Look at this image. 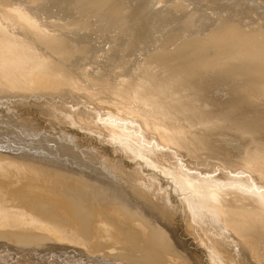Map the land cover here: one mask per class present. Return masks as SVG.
I'll list each match as a JSON object with an SVG mask.
<instances>
[{
    "label": "bare ground",
    "instance_id": "obj_1",
    "mask_svg": "<svg viewBox=\"0 0 264 264\" xmlns=\"http://www.w3.org/2000/svg\"><path fill=\"white\" fill-rule=\"evenodd\" d=\"M74 2L79 8L61 9L65 13L56 18L42 13L39 0H0V150L9 151L5 143L12 135L57 147L64 157L84 147L115 183L121 175L103 154L116 152L127 164L111 159L113 167L132 166L129 190L143 203L113 183H96L100 194L118 197L116 208L86 209L76 192L79 185L80 192L95 185L80 170L89 166L86 157L77 158L76 171L73 163L34 165L0 153V240L23 250L59 245L55 250L74 249L86 259L99 253L116 264H189L163 229L174 225L204 264H264V109L246 105L260 93L263 99L256 101L264 104V41L233 28L213 29L204 40L187 32L129 66L122 62L126 45L120 39L119 49H104L115 41L110 31L111 37H99L105 71L92 75L73 66L68 72L67 63L87 48L83 42L98 36L95 22L115 30L128 18L124 0ZM181 52L186 58L172 56ZM215 76L239 82L231 89L243 91L244 100H207L206 82ZM29 98L34 102L25 104ZM64 98L71 104L64 106ZM222 142L234 143V150ZM141 222L148 230L136 228ZM236 247L246 257L232 255Z\"/></svg>",
    "mask_w": 264,
    "mask_h": 264
},
{
    "label": "rangeland",
    "instance_id": "obj_2",
    "mask_svg": "<svg viewBox=\"0 0 264 264\" xmlns=\"http://www.w3.org/2000/svg\"><path fill=\"white\" fill-rule=\"evenodd\" d=\"M57 1L50 0V2H49V0H47V1L45 0V2H44V0L43 1L39 0V3L41 4V9L43 8L42 9V13L44 12V14H47L49 12L48 14L54 15V16H56V18H58V17L61 18L63 16L62 13L64 14L65 12H72V10L74 11V8L77 7V6H75L74 0H57ZM71 1H73V2H71ZM130 1L131 0H124V2L128 5V8H127V12H128L127 13V17L128 18H126L124 20L123 24H121V26H119L117 29H115V30L113 29L112 30V27H108L107 26L110 29L108 31V28H106V26H105V28L103 26H101V25H103V23L100 20H99V22L98 21L95 22V24L99 25L98 27H97V25H95L93 27V29L96 31V34L98 33L97 34L98 36H95V35L93 36V37H95L96 40L93 37H92L93 39H89L90 41L85 39L86 41H84L85 43L83 42V45L87 46V48L85 49L86 52H85V50L82 51L80 54H78L77 59L74 58L73 62L70 61L71 63L70 62L67 63V65L65 66L66 68L69 67V65H71L67 69L68 72H70V70L73 69V66L74 67L81 66L82 70H88L89 72H91L92 75H94V74L95 75H99V72L102 73L103 71H105V68H106L105 66L107 64H106V62L103 63V61L101 60L102 56H101V53H100V50H99V49H102V47H104V46L99 45V44H101V41H100L99 37H101V39H106L108 36L111 37L113 34L111 35L110 31H115L114 36H113V39L115 41L112 42V43L105 44L104 49L105 50H109L110 47L114 48V47L119 46L117 44L118 43L117 40L120 39L121 43H122L121 45H124V44L126 45L125 49L123 48L124 52H122L123 53V57L121 59H122V62L124 64L129 65V66L134 65V63L137 62L138 58H142L144 56L147 57L148 54H149V51L151 50V48H152V50H151L150 53L158 50V48L161 45V43L164 44L168 39L173 38V37L184 36L183 33L186 35L187 32H191L193 34L195 33L193 35V37H191V38H198V39L204 40L207 37V35L209 34V32L211 30H213V29H216V28H218V29L233 28L235 30L238 29V31L243 32V33L244 32L252 33V34H245V35H253L252 37L257 42H263L264 41V0H148V1L147 0H132L131 2ZM50 3H52V4H50ZM129 4H131V5L129 6ZM134 5H135L136 8L134 7ZM160 5H162L163 7L160 6ZM49 7H51L52 9L54 8V10L52 11V9L49 8ZM57 7H58V9H56ZM146 7H148V8H146ZM154 7H156V8H154ZM77 8H79V7H77ZM45 9H46V11H45ZM61 9L64 10L65 12L62 11ZM150 9H151V11H150ZM47 10H48V12H47ZM55 10H56V14H58V15L54 14ZM165 11H166L167 15H166ZM58 12L60 13V15H59ZM156 13H157V15H156ZM160 13H162V14H160ZM74 15L76 16V14H74ZM154 15H156V16L154 17ZM72 18L75 19V17H72ZM100 22H101V24H100ZM97 29H98V31H97ZM105 32L107 34H105ZM102 37H104V38H102ZM128 38H129V40H128ZM133 38H134V40H133ZM186 39H189V38L185 36V37L179 38L178 40L183 41V40H186ZM131 43H133V44H131ZM90 45H91V47H90ZM78 46L75 47L73 45L72 47L77 48ZM172 46L168 47V49L170 48L169 50L171 52L174 51L173 49H174V47L176 45H172ZM91 48H93V49H91ZM117 48L119 49L120 47H117ZM123 49H122V51H123ZM89 50H91V51H89ZM111 54L114 55V54H116V52H113V53L111 52ZM184 54L185 53L181 52V53H178V54H174L172 56L176 55L178 57L182 56L181 58H186ZM74 62H76V64H74ZM135 66H137V65H135ZM91 67H92L93 70L91 69ZM233 74L235 75V73H233ZM229 78L231 79L230 76H229ZM229 78L227 76H224V77L215 76V78L213 80H210V81L206 82L207 84H209L208 88L205 89L206 90L205 91L206 92L205 96L207 95L206 99L208 98L207 100H209L210 98L212 99V97L215 98V96H216V97L220 98L222 103L224 101L228 100L229 98H232V99L235 98V100H237V101L244 100L245 93L243 91H237L236 89H231L232 85L238 84L239 82H236V81L235 82H231V81H229L230 80ZM224 83H226V84H224ZM203 86L205 88L204 83H203ZM225 94H228V96L225 95ZM262 95L263 94L260 93V97H257V96H255V97L258 100H261V99H263ZM210 96H212V97H210ZM257 99H252V103L249 101V104H251V105L246 104L247 107H260V108L264 109V104H261V103H263V101L257 103V101H256ZM28 100L29 101L25 102V104H32L31 102H34V100H32L30 98ZM54 100H55L56 103L59 102L58 104L60 106L63 105V104H61V100L53 99V102H54ZM64 100H65L64 101V106L65 105L68 106V104L69 105L71 104V102L69 100H67L65 98H64ZM35 102H37V103L41 102L42 103L43 101L39 100V101H35ZM72 105H74V104H72ZM224 105L225 104H218L219 108H221L222 106L224 107ZM17 138H16V136L14 137L13 135H12V138H8L6 141L9 144L5 141L7 143V144L5 143V146L9 148L8 149L9 151H7V149H4V150L1 149L0 153L5 154L8 157L11 155L10 158L14 157L13 159H16V158L17 159L19 158L21 160L25 159L24 160L25 162L29 161L28 163H31V164L33 162L34 165H36V164L39 165L40 163L43 164V162H44V163H47L48 165L52 164L51 165L52 167L61 168V167H63V165H65V167H66L68 164H70V163L72 164L73 163L71 168H73V169L75 168L74 170H76V171H80V170H81V172L84 171L83 173H85V174L89 173L88 174L89 176L95 178V180H94L95 181L94 182L95 185L86 184V186L82 189L81 192L79 190V188H80V185H79L77 187V190H76V192L78 194L82 195V199H81L80 203L82 205L85 204V208L86 209H88L93 204H96L99 207L116 208V205H114L113 203H114V201L118 200V197H115L113 195L103 194V193L100 194L97 191V189L99 187L96 186L97 185L96 183H100L101 185H105V186H107L108 184H110V185L114 184V186L116 185L115 187L121 189L120 191L123 190L122 192H124V194H127V196L130 195L129 199L131 197L130 200L132 202H134V200H135L137 202L140 201V202L143 203V201H142V199L140 198L139 195L133 197V189L129 190V188L132 187L130 185V179H129L130 175L133 174V173H131L132 170H129V169H131L130 167H132V166L128 165L129 166L128 167L127 165H125L127 163L124 160H122L124 158H121L120 155H118L116 152L113 153L115 155V157L113 156V154L110 155L109 151H106V153L103 154L104 156H107L105 158H106V160H108L107 161L108 164L111 165V168L110 167L109 168L113 169V171L116 169L114 172H116V174H118V175H121L120 177L118 176L119 177L118 181L115 183L109 177L110 175L107 174V172L104 173V171H105L104 169H102V171H101L100 166H98L97 162L94 161V160H96V156L94 158L93 156L92 157L90 155H86L85 156L83 154L87 150L86 148L84 149V147H81L79 149H74L75 151L73 150V154L70 153V156H71V154L73 156H71V157L69 155L67 156L68 159H69V162L66 164L63 161L67 162V160H68L67 157L65 156L66 160H64L65 157L62 156V154L63 155H65V154L64 153H62V154L59 153V151L57 150V147H54L55 148V150H54V148L50 145L52 148L47 147L48 149H46L44 146H40L39 147V144H37V142L34 143L32 141H29L28 137H26V138H28L27 140L22 138L24 141H22L21 137L20 138L17 137ZM263 139H264V132H263ZM219 140H221V139H219ZM223 142H222V144H223ZM224 144H226V143H224ZM99 145H100V143H99ZM232 146H234V143H229V146L227 144L224 145V147L226 149H229V150L233 151L234 149H233ZM82 149H83L84 152L81 151ZM17 150H19V151H17ZM23 150L25 152H27V153L22 152ZM26 154H27V156H26ZM74 154H75L76 157L74 156ZM78 154H79V156H77ZM116 154H117V156H116ZM40 155H41V157H40ZM15 156H16V158H15ZM69 157L73 160V162H71L72 160H70ZM81 157L82 158L86 157V159H84V160L89 162V164H88L89 166H83V167L78 166V165H81V163L79 164V162H77V158H81ZM119 157H120V159H119ZM90 158L91 159L93 158V159L91 160ZM56 159L59 160V161H57ZM111 159H113L114 162H115L116 159L122 160L125 164L123 163L122 166L119 165L121 169L118 170L117 167H115V168L113 167L112 164L114 162ZM109 160H111L112 163ZM77 163H78V165H77ZM90 165H92V166H90ZM126 166L128 168H126ZM77 167H80L82 169L77 168ZM87 167H90V168H87ZM83 168H84V170H83ZM98 169L100 170V172H98L99 171ZM85 170H86V172H85ZM124 170L127 173H125ZM108 171H110V170H108ZM128 171H129V173H128ZM209 172H210V174L212 173L211 175H213V173H214L212 170H209ZM96 176L98 178L99 177L100 178L98 179ZM124 178L128 179V181L126 183H125V179ZM107 180L109 182L111 180V182L109 183ZM123 181H124L125 184L123 183ZM126 187L128 189H126ZM95 189H96V192H94ZM130 193H132V194H130ZM136 197H137V199H135ZM144 209L142 208L143 211H145ZM147 212L149 213V211H147ZM151 216L152 215L150 214V218H151ZM152 220H155V218L152 217ZM136 222H140V221L135 220L134 223H136ZM155 224L157 225L158 228H162V226L159 224V222L156 223V221H155ZM139 225L141 227H136V228H141L143 230L147 229L143 225L142 222ZM142 226H143V228H142ZM208 228H210V227H208ZM163 229H164V231L167 230L168 233L169 232L172 233V234L170 233V235L172 237L171 241H172L173 244H171V243L170 244L172 245V247L174 246L173 248L176 249L178 252L187 255L188 256L187 257V261L190 258L189 261H188L189 264H204V261H202V262L199 261L200 259H199V257H197L199 250H197L195 248L193 250V247H191L190 244H189L190 247L184 244L185 242H188L186 239H184V238L181 239L179 235H175L176 232H174L175 231V226L174 225L173 226L166 225L165 227H163ZM168 229H169V231H168ZM211 231H213V229H211ZM214 232H212V233H214ZM222 232L223 231H221L220 234H222ZM223 234H225V233H223ZM65 238L66 239H72V237H65ZM8 242L9 241H7V240H0V264H116V263H113V261L108 262L99 253H91L90 252L92 256L90 258L86 259L85 257L80 256V253H77L74 249H69V250L59 249V250H55V247H57L59 245L46 246V247H41V248H38V249L23 250V249H25L24 247H22L23 249H21L20 246H17L15 244L11 243V242H9V243ZM49 242H51V240L48 241V243ZM46 243H44V244L48 245ZM50 244H52V242ZM61 244L68 245V244H65V243H61ZM71 247H75V246H71ZM232 251H233L232 255H234L236 257H238V256L246 257L245 253L239 252L238 247H236ZM149 260L150 259H148V260H146L144 262H148ZM194 260H197L199 262L197 263V261H194ZM133 264H143V263H136L134 261Z\"/></svg>",
    "mask_w": 264,
    "mask_h": 264
}]
</instances>
